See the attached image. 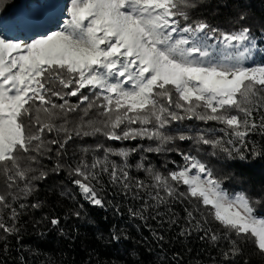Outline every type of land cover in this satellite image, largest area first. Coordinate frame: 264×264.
Wrapping results in <instances>:
<instances>
[{
    "label": "snow or ice",
    "instance_id": "snow-or-ice-1",
    "mask_svg": "<svg viewBox=\"0 0 264 264\" xmlns=\"http://www.w3.org/2000/svg\"><path fill=\"white\" fill-rule=\"evenodd\" d=\"M203 3L67 0L55 6L54 18L34 25L31 35L0 34V175L5 185L0 213L7 210L11 221L0 215L4 234L19 238L20 212L14 204L31 196L37 181L67 169L70 183L93 207L105 209L112 203L98 189L106 174L118 195L141 201L138 208H128L131 217L146 221L166 215L170 226L184 221L180 236L197 232L213 245L226 241V250L213 264H236L244 242L264 255V189L226 191L201 156L176 145L192 141L198 153L210 146L211 155L223 153L232 160L264 158V146L249 139L257 133L264 137V60L254 57L264 49H258L257 33L245 24L249 6L238 0L233 27L225 29L207 17L192 18L191 10ZM65 9L67 18L61 23ZM258 35L264 38V18ZM72 114L77 119H69ZM193 120L215 122L223 136L216 135V129L195 127L177 129L175 135L168 132L169 126ZM98 135L109 141L149 140L155 147L97 144L80 151H102L103 158L93 157L89 163L82 155L78 161L65 162L69 146L78 138ZM137 152H176L183 164L161 172L142 156L135 167L149 177L145 183L130 174L128 160ZM113 155L123 163L110 161ZM44 158L54 159L51 168L42 164ZM185 201L196 203L178 217L174 205ZM41 206L19 203V209ZM72 215L79 218L81 213ZM209 217L222 233L206 227ZM45 219L53 227L61 224L57 216ZM60 232L66 234L63 228ZM153 235L164 240L157 232ZM109 238L115 243L122 239L117 232ZM7 250L5 244L3 251Z\"/></svg>",
    "mask_w": 264,
    "mask_h": 264
},
{
    "label": "trees",
    "instance_id": "trees-1",
    "mask_svg": "<svg viewBox=\"0 0 264 264\" xmlns=\"http://www.w3.org/2000/svg\"><path fill=\"white\" fill-rule=\"evenodd\" d=\"M25 5L28 11H33L35 7H42L48 0H0V34L1 31L8 30L6 22L15 18L16 8L21 4ZM226 0H205L197 8L191 10L193 19L207 17L214 26L225 29L233 27V16L239 10L238 0H228V6L224 7ZM248 7L249 19L245 24L252 26L254 33H257L258 49H264V38L258 35L261 18H264V0H239ZM67 0H60L63 6ZM54 17L57 15L54 12ZM52 17V18H54ZM67 18L66 9L60 15V22ZM15 34L23 37V33L18 29ZM257 62L264 60V51H258ZM73 101L75 98H72ZM59 102V101H57ZM69 119H77V114H72ZM196 129H216V135L223 136L218 129L221 127L215 122L204 123L201 121H185L183 125L169 126L168 132L175 135L177 129L183 128ZM191 134V133H189ZM250 140L264 146V137L257 134L249 136ZM97 144H103L112 148H129L137 144L144 147L152 145L154 142L149 140L136 141H109L102 135L78 138L75 144L69 146L68 156L65 157L66 163L78 161L85 155L89 163L93 157L103 158L102 151H92L83 154L81 147L95 149ZM176 145L182 151L191 152L193 155L201 156L215 175L223 181L222 187L226 191L235 193L247 191L249 193H259L264 189V158L251 157L247 161L227 158L223 153L216 156L211 155L213 149L210 146H203L199 149L193 147L192 141H176ZM169 147H174L169 145ZM147 158L157 170L164 172L165 169H172L177 165L183 164V159L176 152L163 153H134L129 157L128 163L132 166L130 174L139 180L149 183L147 174L135 167L141 157ZM110 161L122 164L123 160L117 156H110ZM175 161V164L171 162ZM54 159L44 158L42 164L51 168ZM108 176H102V183L98 189H102V195L112 203L107 208L101 209L93 207L85 202L78 190L69 181L67 169L59 174H50L43 181H37L34 193L14 204L20 212V217L16 222L19 233L6 235L0 230V261L3 264H213L220 260V253L227 248V242L221 240L213 245L207 238L201 240L202 233L193 232L191 237L180 236V228L184 221L170 226L168 217L162 216L156 220L151 218L141 221L139 218L131 217L128 213L129 207L140 206L141 201L133 200L131 195L122 198L118 195V189L108 182ZM4 178L0 175V191H3ZM181 191L184 187L181 186ZM146 198V197H145ZM26 205L39 202L41 207L33 209L26 207L19 209V203ZM188 202L174 205V210L178 217L185 215V207H193ZM83 205V207H81ZM116 205L120 212L117 213ZM79 210L81 215L76 218L73 212ZM163 213L165 209L162 207ZM154 214V213H153ZM4 219L8 220V211L3 213ZM57 216L61 219L59 227H53L45 217ZM200 219V216H197ZM206 227L216 233L223 232L218 222L209 217ZM60 228L66 234H61ZM117 232L122 239L119 243L110 240V233ZM157 232L163 235L164 240L159 241L153 235ZM235 238V237H233ZM8 246L7 252L3 251L4 245ZM243 255L236 259V264H264V255H261L250 242L242 243ZM23 257V261H21Z\"/></svg>",
    "mask_w": 264,
    "mask_h": 264
},
{
    "label": "rangeland",
    "instance_id": "rangeland-1",
    "mask_svg": "<svg viewBox=\"0 0 264 264\" xmlns=\"http://www.w3.org/2000/svg\"><path fill=\"white\" fill-rule=\"evenodd\" d=\"M49 2L45 3L44 6L40 7H35L34 12H29L27 15H25L22 7V2L19 5L20 8H16V11H18V16L14 18V20L6 22V26L8 27V30L1 31L2 34L6 35H14L15 32L18 29H23L27 26L31 25L32 20L36 19V22L42 21L44 18L47 16L54 14V12L58 13V9L55 7L56 5H60V0H48ZM38 17H41V19H38ZM50 30H57V27L50 28ZM20 37V36H19ZM23 38V37H21ZM258 51L254 53V57L256 60ZM257 61V60H256Z\"/></svg>",
    "mask_w": 264,
    "mask_h": 264
}]
</instances>
